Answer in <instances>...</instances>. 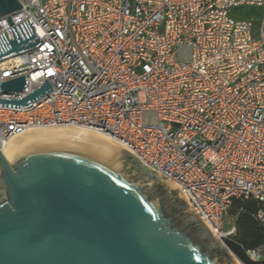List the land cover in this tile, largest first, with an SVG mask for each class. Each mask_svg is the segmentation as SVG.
I'll return each mask as SVG.
<instances>
[{"label":"built area","instance_id":"2783aa9c","mask_svg":"<svg viewBox=\"0 0 264 264\" xmlns=\"http://www.w3.org/2000/svg\"><path fill=\"white\" fill-rule=\"evenodd\" d=\"M18 2L0 16V98L50 88L0 103V150L28 127L92 129L176 182L220 242L235 199L264 229V13L231 15L264 0ZM245 251L260 264L264 239Z\"/></svg>","mask_w":264,"mask_h":264},{"label":"water","instance_id":"95a60500","mask_svg":"<svg viewBox=\"0 0 264 264\" xmlns=\"http://www.w3.org/2000/svg\"><path fill=\"white\" fill-rule=\"evenodd\" d=\"M19 8L0 0V16ZM24 85L13 78L1 92ZM190 205L176 182L97 131L28 127L0 150V264H257Z\"/></svg>","mask_w":264,"mask_h":264},{"label":"trees","instance_id":"16d2710c","mask_svg":"<svg viewBox=\"0 0 264 264\" xmlns=\"http://www.w3.org/2000/svg\"><path fill=\"white\" fill-rule=\"evenodd\" d=\"M258 203L256 200L235 199L228 211L235 216V233L232 239L241 244L245 249L254 248L264 239V229L255 219Z\"/></svg>","mask_w":264,"mask_h":264},{"label":"rangeland","instance_id":"374dc122","mask_svg":"<svg viewBox=\"0 0 264 264\" xmlns=\"http://www.w3.org/2000/svg\"><path fill=\"white\" fill-rule=\"evenodd\" d=\"M263 13V6L243 5L239 7L236 11H232L231 15L235 18H253L256 21H260ZM234 219L235 216L233 214H230L228 211L223 219V229L231 228L234 225Z\"/></svg>","mask_w":264,"mask_h":264},{"label":"bare ground","instance_id":"6f19581e","mask_svg":"<svg viewBox=\"0 0 264 264\" xmlns=\"http://www.w3.org/2000/svg\"><path fill=\"white\" fill-rule=\"evenodd\" d=\"M79 127V126H78ZM82 128H84V127H82ZM86 129H88V128H86ZM92 130V129H91ZM101 134H103V135H105V136H107L108 138H110L108 135H106V134H104V133H101ZM112 139V138H111ZM235 259V258H234ZM236 260V262L238 263V264H242L238 259H235Z\"/></svg>","mask_w":264,"mask_h":264}]
</instances>
